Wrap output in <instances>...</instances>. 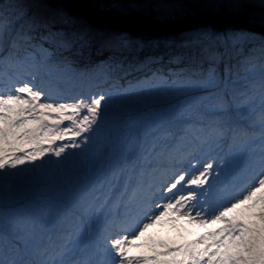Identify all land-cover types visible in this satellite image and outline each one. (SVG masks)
<instances>
[{"label": "snow or ice", "instance_id": "obj_1", "mask_svg": "<svg viewBox=\"0 0 264 264\" xmlns=\"http://www.w3.org/2000/svg\"><path fill=\"white\" fill-rule=\"evenodd\" d=\"M170 253L264 264V0H0V264Z\"/></svg>", "mask_w": 264, "mask_h": 264}, {"label": "rangeland", "instance_id": "obj_2", "mask_svg": "<svg viewBox=\"0 0 264 264\" xmlns=\"http://www.w3.org/2000/svg\"><path fill=\"white\" fill-rule=\"evenodd\" d=\"M157 55H163L160 49H157ZM103 58V53L95 54L92 56L91 61H88L87 59H78L75 66L83 67L86 63H96L102 60ZM166 58L167 57H165V59ZM137 75H139V73L132 72L129 77H126V79H131ZM201 159L204 158L201 157ZM37 163H39V161H37ZM197 167H199V165H197ZM241 186L243 187V185ZM17 194L20 197H30L34 195V192L22 186L17 190ZM175 215L176 214H170L169 217H165L160 222L154 224L151 228H149L145 232L144 236L141 237L139 241H137V243L142 244L143 246L140 248H133L132 253L141 257H152L156 255V252L167 253V248L165 247V245L168 248H176L181 245H186L193 240L199 239L200 236L204 235L208 231H211L212 228L222 226L221 224L201 226L198 223L190 222L187 218H172ZM148 241H152L155 243L154 249L152 247L147 246L146 242ZM198 247H202V245H198ZM173 258L177 260L182 259L184 258L183 253H170L159 255L155 261L148 260L145 262V264H163V261L171 260Z\"/></svg>", "mask_w": 264, "mask_h": 264}, {"label": "trees", "instance_id": "obj_3", "mask_svg": "<svg viewBox=\"0 0 264 264\" xmlns=\"http://www.w3.org/2000/svg\"><path fill=\"white\" fill-rule=\"evenodd\" d=\"M158 53H159V51H158ZM163 53V52H162ZM155 55H157V50H146L145 52H141L140 54H139V59H144V57L145 56H155ZM166 57V56H165ZM167 59V58H166ZM165 59V60H166ZM133 73H136V72H133Z\"/></svg>", "mask_w": 264, "mask_h": 264}]
</instances>
